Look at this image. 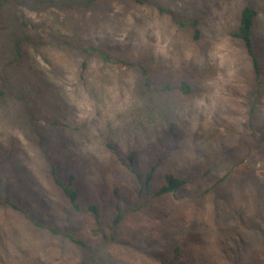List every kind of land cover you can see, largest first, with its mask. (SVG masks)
<instances>
[{
  "label": "rangeland",
  "instance_id": "rangeland-1",
  "mask_svg": "<svg viewBox=\"0 0 264 264\" xmlns=\"http://www.w3.org/2000/svg\"><path fill=\"white\" fill-rule=\"evenodd\" d=\"M245 5L258 74L231 35ZM131 152L142 171L160 160L153 187L189 183L138 197ZM51 167L99 205V228ZM5 197L24 211L0 204V264H159L177 244L180 264H264V0H5Z\"/></svg>",
  "mask_w": 264,
  "mask_h": 264
},
{
  "label": "trees",
  "instance_id": "trees-1",
  "mask_svg": "<svg viewBox=\"0 0 264 264\" xmlns=\"http://www.w3.org/2000/svg\"><path fill=\"white\" fill-rule=\"evenodd\" d=\"M5 0H0V12L1 8L4 4ZM95 0H88V3H91ZM72 5V4H67ZM258 14V10L251 5H245L241 8L239 12L238 24L234 31H232V37L241 41L242 45L247 51V54L250 56L252 61V66L255 69L256 74H258V59L253 50L254 48V40H253V28L255 24V18ZM192 25L196 24V21L191 22ZM88 51L94 50L96 48H87ZM100 52V51H99ZM103 59L107 58V55L100 52ZM182 87L184 91H189L188 85L185 82H182ZM110 148L116 150V146L114 144L108 143L107 144ZM129 172L133 175L136 181L140 184V187L137 190L138 197L141 196H149L151 199H158L163 196L169 195H176V192L180 190L184 185L189 183V180L184 177H179L174 174L168 173L165 174L164 180L158 186L153 187L154 179L156 172L160 165V160L150 164L145 171H142L139 168L135 152H131L127 156V162L125 163ZM51 176L53 184L56 188L59 189L61 195L66 200L67 204L69 205L70 209L77 213H87L92 217L93 224L96 228H99L98 225L100 224V208L96 202H88L86 204H82L80 190L72 183L74 179V175L72 173L68 174L67 181L59 178L57 176L56 169L51 167ZM0 204H8L13 209L23 212L24 210L20 208L17 204L11 202L9 197H5L4 199L0 198ZM30 218V217H28ZM122 218V211L119 203H116L115 206V216L113 218V224L116 225ZM32 223L38 227H42L44 229L50 230L54 233H57V230L53 225L49 224H42L37 221H32ZM50 223V222H47ZM95 228V229H96ZM69 236L70 240L74 243L78 244L83 248H87V244L81 239H75L72 234H66ZM180 244L174 245L172 248L171 256L166 258H158L159 264H180L179 263V247Z\"/></svg>",
  "mask_w": 264,
  "mask_h": 264
}]
</instances>
